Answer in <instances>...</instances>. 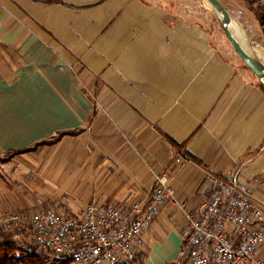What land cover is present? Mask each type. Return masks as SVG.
Listing matches in <instances>:
<instances>
[{
	"label": "crops",
	"instance_id": "0c3cea01",
	"mask_svg": "<svg viewBox=\"0 0 264 264\" xmlns=\"http://www.w3.org/2000/svg\"><path fill=\"white\" fill-rule=\"evenodd\" d=\"M175 1L0 0V154L77 132L0 164V211L37 207L14 191L28 172L59 213L146 202L156 176L198 212L204 168L232 170L264 206V80ZM187 232L177 204L160 206L141 263L171 264Z\"/></svg>",
	"mask_w": 264,
	"mask_h": 264
},
{
	"label": "built area",
	"instance_id": "2783aa9c",
	"mask_svg": "<svg viewBox=\"0 0 264 264\" xmlns=\"http://www.w3.org/2000/svg\"><path fill=\"white\" fill-rule=\"evenodd\" d=\"M203 171L210 194L198 212L178 202L164 178L156 176L146 202H90L69 216L51 209L7 211L0 216V234L11 230L21 233L27 228L33 245L70 257L69 264L127 263L139 252L142 233L159 207L175 203L185 215L188 232L171 264H264V259L255 255L257 246L264 242V206L252 199L232 170Z\"/></svg>",
	"mask_w": 264,
	"mask_h": 264
},
{
	"label": "rangeland",
	"instance_id": "374dc122",
	"mask_svg": "<svg viewBox=\"0 0 264 264\" xmlns=\"http://www.w3.org/2000/svg\"><path fill=\"white\" fill-rule=\"evenodd\" d=\"M219 1L224 6V8L228 11V13L230 14V17L234 18L240 24V27L244 35V40H242L243 43L240 39L238 40L240 41L242 46L246 49V51L249 54L260 59L259 57L256 56L254 51L258 49H261L264 51V34L262 32L259 21L255 18V15L253 11L251 10V8L249 7V5L243 0H219ZM175 2H177L176 4H178L177 7H179L180 9H184L183 11L185 10L191 11V9L192 11L195 10L194 15L197 16L198 23L201 26L206 25L208 27V31L210 32L212 40L217 44V47L222 51V53H224L231 60L242 63V61L240 60V58L238 57V55L235 53L234 49L232 48L229 40L225 37L222 31L221 14L217 13L211 7L209 2L208 4L205 0H176ZM263 86H264V83H263ZM49 147L52 149L51 146ZM50 152L51 151H49V153ZM44 154H46V152ZM12 173H14L15 178L18 176V179L17 178L15 179L17 187L11 184V188L16 187L14 188L15 193L18 194L20 192V195H24L30 201L31 200L36 201L34 197H37L40 201L38 202L39 204L37 205V207H34L33 205L30 204L29 210H27V212L32 213L34 211H41L44 209H48L46 207H41L42 205L41 203H46L44 202L46 201L45 194H36V192H32L30 190V186H27V184L30 183L29 181L31 179L29 175L26 174L28 172L22 173L19 175L18 174L16 175V172H12ZM21 181H23V184ZM24 185H26L27 187ZM46 185H47V182L42 180V183L40 184V188L46 189ZM150 194H151V191L149 193V196ZM51 210H54V209H51ZM7 211L9 212L10 210H7ZM7 211L6 210L0 211L1 212L0 216ZM20 211H23V210H20ZM79 212H76V214ZM61 214L68 215V216L75 215V214L69 213L68 211L62 212ZM14 238L16 239V245L18 244L20 250L23 252H28L30 251L31 248L36 246V245L33 246V244L30 242L31 231L27 228H23L22 233H18L17 235H14ZM45 250L44 248L37 247L36 253L40 254L42 257L43 256L45 257L44 261L46 262V264H69V262L63 260L61 256L54 255ZM141 253L139 254L137 253L135 258H133L132 260H130L129 262L125 264H142L141 255L143 253L142 254Z\"/></svg>",
	"mask_w": 264,
	"mask_h": 264
},
{
	"label": "trees",
	"instance_id": "16d2710c",
	"mask_svg": "<svg viewBox=\"0 0 264 264\" xmlns=\"http://www.w3.org/2000/svg\"><path fill=\"white\" fill-rule=\"evenodd\" d=\"M243 1L246 2L253 11L255 18L259 21L262 32L264 34V0H243ZM76 133L77 132L73 130L62 131L59 132L56 136H54L50 140L40 141L29 147L10 149L4 152L3 154H0V164L8 162L16 154L33 151L40 145L55 143L58 140H60V138L64 135H74ZM263 147H264V143H263ZM44 210H48V209H44ZM10 211L27 212L20 210H10ZM56 212L59 213L58 211ZM13 234L17 235L18 232L15 230L14 231L11 230V231L2 232L0 234V264H46V262L44 261L45 257L44 256L42 257L40 254L36 253V249L39 246L37 247L35 246L31 248L30 251L28 252H23L20 250L18 244L16 245V239L14 238ZM45 251L52 253L49 250H45ZM69 259L70 257L63 258V260L65 261H68ZM117 264H125V263H117Z\"/></svg>",
	"mask_w": 264,
	"mask_h": 264
},
{
	"label": "water",
	"instance_id": "95a60500",
	"mask_svg": "<svg viewBox=\"0 0 264 264\" xmlns=\"http://www.w3.org/2000/svg\"><path fill=\"white\" fill-rule=\"evenodd\" d=\"M211 7L219 14H221V27L225 37L229 40L232 48L243 63L250 69V71L259 79L264 80V62L249 54L242 46L236 35L233 33L230 25V14L220 3L219 0H207Z\"/></svg>",
	"mask_w": 264,
	"mask_h": 264
},
{
	"label": "bare ground",
	"instance_id": "6f19581e",
	"mask_svg": "<svg viewBox=\"0 0 264 264\" xmlns=\"http://www.w3.org/2000/svg\"><path fill=\"white\" fill-rule=\"evenodd\" d=\"M205 1L208 4V1L207 0ZM229 27L231 28V30L233 31V33L236 35L238 39H240L241 41L244 40V35L240 27V24L234 18H231ZM254 53L256 54L257 57H259L262 61H264V51L263 50L258 49V50H255Z\"/></svg>",
	"mask_w": 264,
	"mask_h": 264
}]
</instances>
